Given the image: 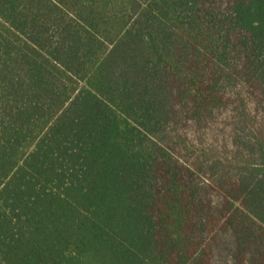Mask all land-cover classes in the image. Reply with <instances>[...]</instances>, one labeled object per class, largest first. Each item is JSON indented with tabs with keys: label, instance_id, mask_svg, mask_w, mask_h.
I'll return each mask as SVG.
<instances>
[{
	"label": "trees",
	"instance_id": "16d2710c",
	"mask_svg": "<svg viewBox=\"0 0 264 264\" xmlns=\"http://www.w3.org/2000/svg\"><path fill=\"white\" fill-rule=\"evenodd\" d=\"M240 81L264 104V0H0V264H207L167 141ZM244 137L249 159L200 170L235 174L225 225L264 264V138Z\"/></svg>",
	"mask_w": 264,
	"mask_h": 264
},
{
	"label": "rangeland",
	"instance_id": "374dc122",
	"mask_svg": "<svg viewBox=\"0 0 264 264\" xmlns=\"http://www.w3.org/2000/svg\"><path fill=\"white\" fill-rule=\"evenodd\" d=\"M220 3L221 0H211ZM231 0H225L230 3ZM224 2V1H223ZM240 38L236 39L239 42ZM222 105L210 112L195 115L188 108H179L169 130L167 146L179 161L182 171L188 172L187 185L197 190L196 218L204 224L203 240L207 264H248L249 251H239L233 231L225 225L223 192L234 182V173L226 176L225 190L205 169L200 170L211 157L231 163L247 160L244 135L256 133L264 138V104L257 86L240 81L236 87L221 90ZM245 130L244 135L241 131ZM240 134V135H239ZM191 146L193 151H187ZM201 238L199 239V241Z\"/></svg>",
	"mask_w": 264,
	"mask_h": 264
}]
</instances>
